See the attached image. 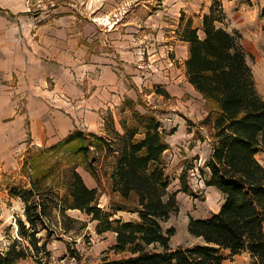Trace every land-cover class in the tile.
I'll use <instances>...</instances> for the list:
<instances>
[{
    "label": "trees",
    "instance_id": "1",
    "mask_svg": "<svg viewBox=\"0 0 264 264\" xmlns=\"http://www.w3.org/2000/svg\"><path fill=\"white\" fill-rule=\"evenodd\" d=\"M260 15L264 17V8ZM202 31L200 36L192 17L181 15L177 34L188 45L184 73L208 103L202 120L188 122L189 131L210 145L198 170L204 184L222 195V203L206 218H190L187 228L194 242L171 247L176 227L167 226L179 211L165 159L167 137L175 130H167L155 114L142 112L126 98L119 128L108 114L101 134L76 129L53 145L26 150L21 178L8 187L11 197L23 204V216L16 219L20 238L0 247V264L28 257L46 264L42 258L51 257L52 239L87 227L86 221L69 214L71 210L96 221L97 233L115 235L111 250L120 256L98 264H223L227 255L242 252L250 255L249 264H264V164L257 158L264 152V97L242 36L228 29L220 0L203 15ZM156 92L168 97L160 87ZM74 158L98 186L109 164L108 208L100 207L99 188L85 183L79 164L71 162ZM190 169L186 164L179 176L180 190L193 195ZM119 211L136 218L124 220L117 216ZM68 252L81 260L71 245Z\"/></svg>",
    "mask_w": 264,
    "mask_h": 264
},
{
    "label": "rangeland",
    "instance_id": "2",
    "mask_svg": "<svg viewBox=\"0 0 264 264\" xmlns=\"http://www.w3.org/2000/svg\"><path fill=\"white\" fill-rule=\"evenodd\" d=\"M201 1L0 0V45L6 44L14 54L21 48L20 54L26 58L23 62L33 63L25 74L30 72L31 78L37 74V85L28 89L15 73L7 77L0 71V84L6 88V96L13 97L12 116L6 121L20 120L25 133L22 142L15 141L12 147L0 148V247L5 248L13 239L20 238L16 219L23 216V204L11 197L8 187L21 178L19 173L26 150L50 146L33 144L42 136V126L48 137L51 131H56L55 135L60 134L57 117H51L49 113L70 114L71 111H81V105L90 109L85 101L100 86L102 64L112 67L122 92L130 90V94H123L125 99L135 101L142 112L155 114L167 130H175L167 137L170 148L165 153V159L171 179L170 191L177 192L179 211L170 218L167 226L176 227L171 247L194 242L187 228L190 218H206L218 211L222 203V195L204 184L198 170L208 158L210 145L194 137L188 122L196 124L202 120L207 114L208 103L183 77L185 51L177 34L182 14L186 19L193 16V23L199 21L209 1L213 4L215 0ZM220 1L223 4L227 0ZM234 1L235 8L244 5L251 12L250 16L255 17V20L246 22V29H232L242 36L258 90L264 97V17L260 15L264 0ZM226 20L227 27H231L232 19L226 17ZM46 70L47 76L44 75ZM61 71V78H58ZM156 87L166 90L168 97L157 93ZM105 91L114 92L108 88ZM122 104L115 107L108 105L103 108V114L99 111L103 128L104 117L108 114L114 116L117 127H120ZM42 106L47 112L41 115L44 121L39 116V107ZM35 118L41 120V124L35 123L32 129ZM77 124L80 126L77 129L90 132L80 117ZM257 158L264 164V152H259ZM71 162L79 164L77 169L85 183L90 176L94 179L80 159L74 158ZM186 164L191 168L189 183L193 195L180 190L179 176ZM106 166L107 174L109 164ZM106 174L102 176L100 186L94 179L101 193L99 205L104 209L108 208L111 199V183ZM69 214L86 221L87 227L81 232L66 234L63 239H52L48 244L51 257L42 258L44 263L98 264L105 258L120 256L111 250L115 243L113 233H97V222L91 221L85 213L71 210ZM117 216L124 220L136 218L126 211H119ZM68 245L80 252L81 260L71 257ZM250 262V255L242 252L227 255L223 264ZM17 264L37 263L34 258L28 257Z\"/></svg>",
    "mask_w": 264,
    "mask_h": 264
},
{
    "label": "crops",
    "instance_id": "3",
    "mask_svg": "<svg viewBox=\"0 0 264 264\" xmlns=\"http://www.w3.org/2000/svg\"><path fill=\"white\" fill-rule=\"evenodd\" d=\"M204 1L207 2L208 0H202L201 3ZM234 2H235L234 0H227L223 2V8L226 17L229 20L232 19V21L230 22L231 27L228 26V29L233 30L232 28H234L236 30L242 31L243 29H246L248 26L246 25L247 24L246 22L250 20H255V17L250 16L251 12H249V9L244 5L239 8H235ZM211 5L212 2L209 1V3L207 4V9L203 10L201 16L199 17V21L198 20L194 21V25L195 27L198 28V34L200 36L204 35L202 31L201 19L203 15L209 11ZM180 42L184 44L183 46L185 52L183 53L184 55L183 58L185 60L188 57V45L184 41L180 40ZM8 49L9 47L6 44L0 45V71L7 77H9L10 74L15 73L19 77V79H21L25 83V85H27L28 89H31V87L37 85V74L32 78L30 77V72L25 74L27 69L31 68L29 66H31L32 61L23 62L26 60V58L24 54L22 55L20 54L22 52L21 48L16 52V54H14ZM101 66L103 67V72H102L101 80L98 82L100 86L98 87L97 91L94 92V95L89 97L85 101L87 107L90 106V109L86 108L84 105H81V111L80 110L71 111L70 114L62 113L63 115H58L57 113H49L51 117H57V120L60 123L59 124L60 134L55 135L56 131H51L48 137L47 133L45 132V128L42 126L43 134L41 132V129H39V132L40 134H42V136L40 135L38 137V141H33V144L53 145L57 143L58 141L66 137L68 134H70L72 131L76 130L77 127H80L77 124L78 117H80L81 120L83 119V121L86 123L88 131L96 132L100 134L103 133V127H102L103 118L99 117L100 114L99 111H101V114H103L102 112L104 110L103 108H106L108 105L114 107L121 105L122 100L125 99L123 94H125V92L126 94H130V90L127 89L125 92L124 91L122 92V90L119 89L120 82L117 78L116 73L112 70V67L111 66L106 67V65L103 64ZM127 66L131 70V66L128 64ZM36 68H37V64H36ZM182 70L184 72V66H182ZM62 71L60 72L58 78L59 77L61 78V75L63 73ZM44 75L47 76V70L44 73ZM183 77L186 79L185 73H183ZM21 80L19 81L21 82ZM103 86L114 92L106 93L105 88ZM119 91H121V93ZM6 95H7L6 88L3 86V84H0V148L4 147V149L8 147H12L15 141L22 142L25 139V133H23V126L20 120L17 121L13 120L11 122L6 121L7 118L12 116L11 100L13 98L12 96L8 98L7 97L8 95L7 96ZM95 108H97L96 111ZM39 109H41V113L39 116L44 121L41 115L47 113L45 107L42 106L39 107ZM35 110H37V104H35ZM39 122L41 124V120L35 118V121L34 120L32 121V129H33V125L35 123H37L38 125ZM86 184L90 188L97 187V184H95V180L91 176L87 178Z\"/></svg>",
    "mask_w": 264,
    "mask_h": 264
}]
</instances>
